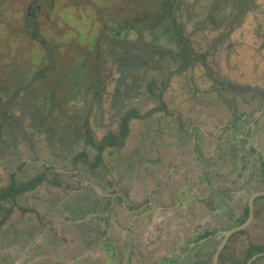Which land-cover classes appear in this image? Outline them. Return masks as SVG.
I'll list each match as a JSON object with an SVG mask.
<instances>
[{
    "label": "flooded vegetation",
    "instance_id": "af4514ba",
    "mask_svg": "<svg viewBox=\"0 0 264 264\" xmlns=\"http://www.w3.org/2000/svg\"><path fill=\"white\" fill-rule=\"evenodd\" d=\"M178 1L169 9L162 8L156 15L146 10L137 12L130 9L131 25L124 26L122 30L133 37L122 40V44L130 46L137 41L149 44L141 37L135 41L136 35L139 36L138 26L144 27V35L145 32L152 33L154 27H175L171 18L174 17L178 23L175 14V10L180 8ZM8 2L0 0V229L14 218L11 226L21 225L28 218L41 217L33 202L43 203L45 209L51 212L47 202L68 199L75 204L79 203L77 198L80 197L85 203L94 205L93 212L89 214L98 216L92 217L87 230L94 237V245L102 246V256L107 259L81 264H134L133 250H137L138 246L155 247L159 252L165 239L163 233L159 231L160 235L153 241L152 235L158 231L150 235L148 229L155 224L154 217L159 212L163 213L161 217L158 215L159 219L168 217L169 221L184 222L182 232L187 234L179 247L177 245L182 240L178 234L169 235L175 237L178 243L174 252L161 258L159 264H214V255L227 232L238 227L244 228L226 240L217 264H264V196L251 202L253 196L264 194V57H222L223 70L210 71L208 68L207 73L212 75L208 74V77L213 84L208 93L198 94L201 99H197V103H175L172 108L163 102L167 92L172 90V80L183 77L194 65H205V60H199L198 55L190 51L192 62L180 72L183 66L181 59L187 57L184 54L187 49L177 43L180 52L176 56L182 66L170 74L172 80L166 79L159 96L154 81L149 83L150 89L142 87L144 78L141 80L135 75L136 67L121 71L120 15L125 10L121 11L118 7L108 17L109 22L118 27V40L113 42L106 37L102 40L115 66L111 77L102 75L98 85L88 87L92 97L85 96L80 101L79 107L86 109L84 118H81L84 123L80 127V118L71 115V108L65 109L61 119L53 117L59 109L53 96H48V105L37 102L40 94L47 91L37 83L47 81L56 57L51 47L47 46V40L39 41L38 49L44 50L43 56L46 53L45 59L48 60V64L40 67L39 59L43 56L39 53L32 55L30 61L27 51L10 50L7 46L10 29ZM39 9L36 3L29 5L28 18H33ZM178 25L176 38L177 32L183 30ZM104 28L109 32L111 30L110 25ZM26 30L36 38L35 26H26ZM66 38L71 40L70 35ZM182 39L185 40L184 35ZM155 56L170 58L171 53L158 52ZM238 59L242 62L239 63ZM152 63L154 61L151 60ZM237 64H240L239 68ZM110 78L113 80L111 85L108 83ZM72 83L69 81L70 86ZM173 87V93L178 95L182 88ZM142 91L149 92L147 99L160 102L151 104L136 99ZM130 137L133 139L130 149L123 157L121 152L126 149ZM175 138L183 147L192 146L197 163L204 168L203 181L209 195L205 201L182 203L176 209L179 215L170 218L175 206L168 207L159 201L157 206L152 204L153 196L165 197L163 180L159 179L156 189L150 193L145 185V200L136 206L129 193L120 187L116 174L127 165L128 171L123 177L130 180L132 191L139 189L137 186L145 183L147 178L140 172L143 163L156 164L162 160L165 156L162 146ZM145 151L149 154L136 167L135 156ZM204 155L208 160L203 163ZM152 171L146 173L148 177H153ZM166 183L169 185L170 181ZM172 186L170 184L168 189L173 191V196H178ZM188 190L191 192L192 189L188 186ZM107 211L112 217L105 219L100 212ZM16 212L17 216H14ZM128 215L137 218L126 221ZM26 232L16 238H30V229ZM235 238L237 242H233ZM226 251L232 256L227 260L224 259ZM173 256L174 259H170ZM120 258L121 262L118 261Z\"/></svg>",
    "mask_w": 264,
    "mask_h": 264
},
{
    "label": "rangeland",
    "instance_id": "374dc122",
    "mask_svg": "<svg viewBox=\"0 0 264 264\" xmlns=\"http://www.w3.org/2000/svg\"><path fill=\"white\" fill-rule=\"evenodd\" d=\"M8 1L10 2H8L10 11L8 24L10 29L7 34V46L9 45L10 50L13 52L27 51L31 61V56L36 53L43 56L44 50L38 49V45L40 40H47V46L51 47V52L56 57L52 71L48 72L47 81L37 83L38 86L40 84L43 89L47 90L45 91L46 93L40 94V99L37 102L42 105H48L49 103H46L48 96H53L55 106L59 108L55 111L53 117L61 119L64 117L65 109L71 108V115L80 118L78 123L81 127L84 123L82 119L85 116L86 109L79 107L81 105L80 101L85 96L91 98L92 94L87 90L88 87L93 84L98 85L102 75L111 77L115 66L112 55H109L108 51H106L107 46L102 43L105 37L113 42L118 40V36H116L118 27L113 22H109L108 17L111 16V13L116 12L118 7H120L121 11L125 10V13L120 15L122 23L121 54L123 49L129 46L127 43L123 45L122 40L133 37L128 31L122 30L124 26L131 25L132 17H130V11L146 10L150 14L156 15L164 7L167 0ZM33 3L40 6V9L33 18L29 19L27 9ZM178 6L180 7L179 10H175L178 18V28L182 26V33L185 38L179 44H182V48L184 47L198 55L199 60L204 59L206 66L201 64L194 65V67H190L186 71L183 77L170 79V74L182 66L178 56H176L180 52V48L176 45L178 43L175 33L177 27L175 26V28L173 25L163 28L154 27L152 33L145 32L144 35V31H142L144 27L138 26L139 36L137 37L136 35L135 41L141 37L150 44L146 45L148 47L147 50H149L146 55L151 57L154 63L148 66L146 70L136 68L137 72L135 75L140 76L141 80L144 78L142 81V87L144 88L150 89L149 83L154 81L157 96L160 95L161 88H164L166 79H169L170 81L172 80V87L177 86L183 89L184 102L188 104L197 103V99H201L199 95L202 92L208 93V90L213 87L209 79L212 75L207 73L208 68L211 69L210 71L212 69L213 71L223 70L222 57H251L257 53L260 56L264 55V0H179ZM210 15L214 16L216 22L221 23V27L217 29L212 27L208 18ZM149 23H151V20ZM231 23L235 27H229ZM105 25L111 26L110 32L107 28H104ZM26 26H35L36 38H33L32 34L26 30ZM69 35L71 40L66 38ZM58 38L60 40L57 42ZM137 42L141 44V41ZM152 49L159 53L165 52L166 54L170 52L171 57L151 55L150 51ZM99 54H101L100 58L98 57ZM45 56H47L46 53L41 57L42 59H39V67L43 64H48ZM120 60L123 62L124 58L120 56ZM238 62L241 63L242 60L238 59ZM237 66L239 68L240 64H237ZM129 68L127 67L126 70H130ZM208 74L210 75L209 77ZM69 81L73 82L72 87L69 85ZM111 81H113L112 78L108 79L110 85ZM95 90L97 92V89ZM148 93L147 91H142L139 95H136V99H140L142 102H150L151 104L160 102L157 99H147L146 97H149ZM163 102L165 103V101ZM80 111L81 117L79 116ZM149 151L135 156L136 163L134 164H136V167L145 161L146 157L144 156H147ZM151 152L154 151L151 150ZM77 201L79 203L72 204L71 201L65 199V207L75 214L84 213L85 219H87L88 214L93 212L94 205L85 203L80 197L77 198ZM17 230L15 234L12 233L14 235L11 238L12 240H10L9 247L20 244L17 239L19 234H27L26 229L17 228ZM7 235L9 234L6 233L3 236L6 243H8L9 238H7ZM31 235L33 237V234ZM32 237L30 236L29 240ZM233 242H237V238ZM229 257L231 258L232 256H229L226 251L224 259L227 260Z\"/></svg>",
    "mask_w": 264,
    "mask_h": 264
},
{
    "label": "crops",
    "instance_id": "0c3cea01",
    "mask_svg": "<svg viewBox=\"0 0 264 264\" xmlns=\"http://www.w3.org/2000/svg\"><path fill=\"white\" fill-rule=\"evenodd\" d=\"M257 54L250 58L261 57ZM173 89L174 87H172L171 91L167 92L165 98V102L171 107L175 103L180 104L184 102L183 89L179 91L178 95L177 93H173ZM207 101L208 99L206 98V102ZM172 108H174V106ZM132 140L131 137L128 139L126 149L121 152L123 157H125V153L130 149ZM162 147L165 153L162 160L156 164L149 162L143 163L140 172L147 176V178L144 179L145 183L141 182V185L137 186L139 189L132 191L130 180L123 177L128 171L127 165H125V167L123 166V170H120L119 173L116 174V179L118 182H121L120 187L124 192L129 193V198L133 199L136 206L142 204L145 200V185H147V192L150 193L152 189H156V182L159 179L161 181L163 180L166 186L165 189L163 188L165 197L161 198V195L157 197L153 196L152 204L157 206V201H159L160 203L166 204L168 207L175 206V210H171L169 216L173 218L179 215L176 209L182 203L186 204L188 202L187 204H189L197 200L205 201L209 195V190L203 181L204 168L197 163L198 159L194 155L193 149L191 148L192 146L187 145V147H183V144L175 138V140H172L169 144ZM207 158L206 155L202 157L203 163L207 162ZM150 170H154V172L152 171L154 174L153 177H148V174H146ZM206 172L207 171H205V173ZM172 178H174L173 181L171 180ZM166 181H170V184L173 185L172 187L179 193L178 196L175 194L173 196V191L168 189L170 184L168 185ZM188 186L189 189H192L191 192H189ZM47 203L46 206L51 209V212L45 209L43 203L33 202V206H35V209L39 212L41 217L28 218L25 220V223L21 225L11 226L14 218L0 229V264H81L82 262L97 263L107 261L106 257L102 256V246L94 245V237H92L90 231L87 230V226L93 221L92 217L98 215L89 214L91 217L89 216L85 219L84 213L75 214L67 209V207H65V200ZM142 212H144V210ZM17 213L18 212H16L14 216H17ZM162 214L161 212L156 213L154 217L155 224L148 228L150 235L158 231V233L152 235L153 241L155 237L160 235L159 231H162V237L165 238L163 240L162 249L158 252L155 247L148 248L138 246L137 250H133L134 264H159L161 258L167 257L169 254L171 255L172 252H174V247H176L178 243L175 237L169 236L172 233L175 235L178 234L182 240L181 243H178V247L184 243L185 239L183 238L187 235L186 232H182L184 222H177L176 220L169 221L167 219L168 217L159 219L158 215L161 217ZM100 215L105 219H108L110 216L112 217V214L108 211L103 213L100 212ZM132 217H135L134 219L137 218V216L128 215L125 219L128 221ZM189 220L192 221V219ZM157 225L160 227H157ZM17 228L30 229L33 237L31 235V240H29V238L26 240L20 238L18 239L19 245L9 247L11 243L10 240H12L11 238L15 232L18 231ZM6 233L9 234L7 235V238L9 237L8 243H6L5 237H3V234ZM12 233L14 234L12 235ZM137 239L138 241L140 240L138 234ZM96 257L98 259H96ZM170 259H174V256ZM118 261L121 262V258L118 259ZM118 261L117 263H120Z\"/></svg>",
    "mask_w": 264,
    "mask_h": 264
},
{
    "label": "trees",
    "instance_id": "16d2710c",
    "mask_svg": "<svg viewBox=\"0 0 264 264\" xmlns=\"http://www.w3.org/2000/svg\"><path fill=\"white\" fill-rule=\"evenodd\" d=\"M177 2V0H167L165 2V5H164V9H169L171 8L172 6H174V4ZM172 11V10H170ZM169 11V13H171ZM232 17V16H231ZM209 23H211L212 27H214V29L216 28H219L221 27V23L219 22H216L214 19V16L213 15H210L209 17ZM233 18V17H232ZM234 20V18H233ZM171 21L175 23V26L178 25L176 19L174 17L171 18ZM235 22V21H234ZM241 24V23H240ZM229 27H235L232 23L229 25ZM183 30H180L177 32V41L178 43L182 42L183 41ZM147 46L145 44H143L141 42V44H139L138 42L134 45H130L129 48H126L125 50H123V52L120 54V56L122 58H124V61L121 62L120 60V66H121V71H126V68L128 67H132V68H145V67H148L150 66L151 64V60L152 59H149L147 56H146V53L149 51L147 50ZM190 51L187 50V52H185L184 54L187 56L185 59H181L182 63H183V66L182 68H180V72L182 71H185L191 64L192 62V59L189 58V53ZM158 52L155 50V49H152L150 51V54H153V55H156ZM165 53V52H163Z\"/></svg>",
    "mask_w": 264,
    "mask_h": 264
},
{
    "label": "water",
    "instance_id": "95a60500",
    "mask_svg": "<svg viewBox=\"0 0 264 264\" xmlns=\"http://www.w3.org/2000/svg\"><path fill=\"white\" fill-rule=\"evenodd\" d=\"M261 196H264V194L253 196V197L251 198V202H253V200L256 199L257 197H261ZM251 212H252V211H251ZM251 216H252V215H251ZM243 228H244V227H243ZM243 228L238 227V228H235V229H233V230L227 232V234H226V238L223 239L220 248L217 250V252H216L215 255H214V264H217V262H218V256H219V254H220V252H221V249L224 247V244H225L226 240H227L232 234H234V233L240 231V229L242 230Z\"/></svg>",
    "mask_w": 264,
    "mask_h": 264
}]
</instances>
